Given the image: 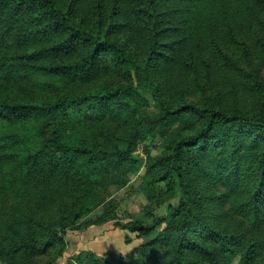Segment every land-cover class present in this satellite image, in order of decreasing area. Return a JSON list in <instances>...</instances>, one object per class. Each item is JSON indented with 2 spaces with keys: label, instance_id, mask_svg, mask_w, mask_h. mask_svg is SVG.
Listing matches in <instances>:
<instances>
[{
  "label": "rangeland",
  "instance_id": "obj_1",
  "mask_svg": "<svg viewBox=\"0 0 264 264\" xmlns=\"http://www.w3.org/2000/svg\"><path fill=\"white\" fill-rule=\"evenodd\" d=\"M142 1L54 0L61 8L72 4L74 26L104 35L121 49L103 46L92 63L88 54L93 44L82 37L68 51L46 52L68 36L65 27L42 29L27 46L0 50L3 60L43 50L25 59L37 65L33 69L0 70L2 102L50 103L91 90L114 95L105 99L102 117L91 111L77 122L63 112L55 114L58 123L52 116L15 122L0 117V243L22 238L40 244L46 226L66 224L64 240L47 252H20L14 261L0 258V264H121L122 259L166 264L180 231L166 232L170 243L135 233L126 243V231L115 220L152 221L166 214L169 204L179 203L175 180L163 178L169 164L164 158L204 121L197 111L187 110L158 128L151 126V116L166 107L194 104L264 118V0H155L161 20L155 27L144 17ZM75 64L80 67L72 68ZM44 122L43 138L57 129L76 145L101 149L124 147L137 130L139 137L129 158L100 169L88 183L45 165L49 152L36 136L14 145L4 137ZM221 134L224 142L212 138L207 147L190 152L185 200L201 225L189 238L211 253L186 245L188 264H240L246 245L264 239V131L237 123ZM20 171L27 172L24 183ZM234 172L236 190L220 177L233 178ZM163 227H157L155 236ZM208 228L232 236L224 252L218 241L206 237ZM250 264H264V248L253 250Z\"/></svg>",
  "mask_w": 264,
  "mask_h": 264
},
{
  "label": "trees",
  "instance_id": "obj_2",
  "mask_svg": "<svg viewBox=\"0 0 264 264\" xmlns=\"http://www.w3.org/2000/svg\"><path fill=\"white\" fill-rule=\"evenodd\" d=\"M141 11L147 20L148 25L155 27L160 20V13L155 6V0H143ZM72 4L67 8L59 7L54 0H0V50H11L13 48H22L27 46L42 29L53 32L59 28H67L68 36L62 41L58 42L51 49L46 52L53 51H68L73 43L79 37L88 40L93 44V49L88 54V62L95 61L97 52L103 46H110L114 51L121 52V49L110 42L106 36L99 33H91L83 28L76 27L71 22ZM46 50V48L44 49ZM42 54L43 50H34L31 53H16L9 54L7 60L0 59V70L7 69L10 73L23 72L25 70L33 69L37 65L28 63L25 59L31 55L38 56ZM46 52H44L46 54ZM11 56V59L9 58ZM72 68L80 67V64L71 66ZM100 94L96 90H91L80 94L75 98H61L50 103H14L7 101H0V117L7 118L9 121L15 122L20 118L37 117L45 118L52 116L53 123H58L55 114L63 112L64 116L69 117L72 121H80L82 114L94 111L97 115L102 117V105L105 99L114 97L112 94ZM197 111L201 119H203V126L193 134H189L182 139L175 142L173 152L164 158L168 159V168L164 173L163 178H173L175 187L181 190V198L178 204H169L168 212L159 216H155L152 221H146L140 217L131 218L128 220H115V226H118L126 231L125 242L133 241L134 236L130 233H135L137 238L152 239L158 244L170 243L165 240L166 232L168 230L180 231V236L177 244L174 246V253L168 259L166 264H188L184 256V249L186 245L200 250H207L205 252L211 253V250L198 242L189 238L190 231L197 225H201L198 218L191 215L190 203L185 200L187 189L186 173L188 167L191 165L190 152L200 150L207 147L208 144L215 139L217 141L223 140L222 137L225 131L232 128V126L241 123L242 126L249 125L252 129H262L264 131L263 117H249L236 112H228L219 107L197 106L194 104H183L176 109L168 107L159 114H154L150 118L152 127L162 128L167 120H170L177 113L183 111ZM47 122L43 123L42 127H36L28 131H17L8 133L4 137L10 138V144L14 145L17 142H29L36 136L41 146L49 152L47 161L43 160V156L39 157L45 165L51 166V170H62L67 174V178L78 181L86 179L91 183L100 169L109 168L114 164H118L124 159L130 157L131 152L135 149V143L139 137V130L132 134L131 138L124 140V147H116L113 149H101L90 145H76L73 143L68 135H63L60 131L53 130L52 135L48 138H43L42 135L47 132ZM48 125H51L49 119ZM150 126V127H151ZM41 150V149H39ZM41 154V153H39ZM38 154V155H39ZM25 164V163H23ZM43 165V164H42ZM41 165V166H42ZM38 169V167H37ZM27 171V170H26ZM261 181L264 180V163L262 164ZM20 180L23 183L28 179L27 172L24 174L20 171ZM224 184L231 189L236 190L237 173L234 172V177L229 175L220 176ZM188 203V205H187ZM247 205H250L248 201ZM256 206V205H255ZM259 209V207L257 206ZM191 211V212H190ZM65 224V223H64ZM59 222L56 225L44 228L46 229L44 240L38 244L36 242L16 238L9 240L6 244L0 243V258H10L14 261L17 255L21 252L27 251H41L47 252L56 244L64 240L65 225ZM41 225V224H39ZM160 225H164L162 231L156 236V229ZM198 227V226H197ZM206 237L215 239L220 244V252H224L230 245L231 235L224 234L221 231H215L208 228ZM174 242V241H172ZM229 243V245L227 244ZM264 248V239H254L246 245L243 261L240 264H250L252 253L254 249ZM96 255V254H93ZM98 258V257H97ZM99 259V258H98ZM122 259V258H121ZM121 264H131L124 259L120 260Z\"/></svg>",
  "mask_w": 264,
  "mask_h": 264
}]
</instances>
